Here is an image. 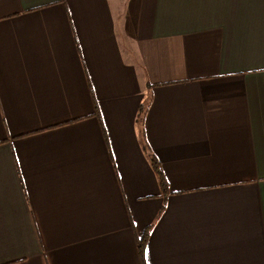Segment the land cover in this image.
<instances>
[{"label":"crops","instance_id":"1","mask_svg":"<svg viewBox=\"0 0 264 264\" xmlns=\"http://www.w3.org/2000/svg\"><path fill=\"white\" fill-rule=\"evenodd\" d=\"M0 264H264V0H0Z\"/></svg>","mask_w":264,"mask_h":264},{"label":"trees","instance_id":"2","mask_svg":"<svg viewBox=\"0 0 264 264\" xmlns=\"http://www.w3.org/2000/svg\"><path fill=\"white\" fill-rule=\"evenodd\" d=\"M140 115H141V117H144L145 116L144 105H141ZM142 120H144V119H142ZM144 148H145V150L147 152H150V150H149L146 142H145ZM150 158H151V164H152V166H153L154 170L156 171L157 176L159 178L161 189H162L163 193H166L167 190H168V184H167V182H166V180H165V178H164V176L162 174V171H161L159 162H158V160L154 156H150ZM144 242H145V240L144 241H141V243H140L141 255L143 253Z\"/></svg>","mask_w":264,"mask_h":264}]
</instances>
